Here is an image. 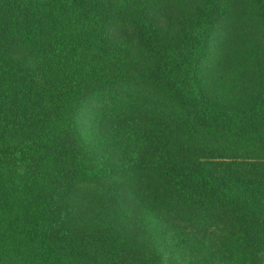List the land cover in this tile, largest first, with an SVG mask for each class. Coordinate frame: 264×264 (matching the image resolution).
Masks as SVG:
<instances>
[{
    "label": "trees",
    "instance_id": "16d2710c",
    "mask_svg": "<svg viewBox=\"0 0 264 264\" xmlns=\"http://www.w3.org/2000/svg\"><path fill=\"white\" fill-rule=\"evenodd\" d=\"M0 264H264V0H0Z\"/></svg>",
    "mask_w": 264,
    "mask_h": 264
}]
</instances>
